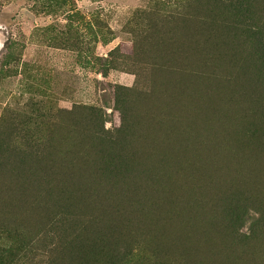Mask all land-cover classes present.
I'll list each match as a JSON object with an SVG mask.
<instances>
[{
	"label": "rangeland",
	"instance_id": "374dc122",
	"mask_svg": "<svg viewBox=\"0 0 264 264\" xmlns=\"http://www.w3.org/2000/svg\"><path fill=\"white\" fill-rule=\"evenodd\" d=\"M263 164L264 0H0V264H264Z\"/></svg>",
	"mask_w": 264,
	"mask_h": 264
},
{
	"label": "bare ground",
	"instance_id": "6f19581e",
	"mask_svg": "<svg viewBox=\"0 0 264 264\" xmlns=\"http://www.w3.org/2000/svg\"><path fill=\"white\" fill-rule=\"evenodd\" d=\"M231 101V100H230ZM264 165V164H263ZM263 170H264V167H263Z\"/></svg>",
	"mask_w": 264,
	"mask_h": 264
}]
</instances>
